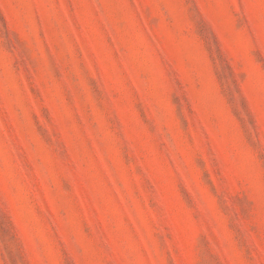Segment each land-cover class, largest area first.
<instances>
[{"label": "rangeland", "instance_id": "obj_1", "mask_svg": "<svg viewBox=\"0 0 264 264\" xmlns=\"http://www.w3.org/2000/svg\"><path fill=\"white\" fill-rule=\"evenodd\" d=\"M0 264H264V0H0Z\"/></svg>", "mask_w": 264, "mask_h": 264}]
</instances>
